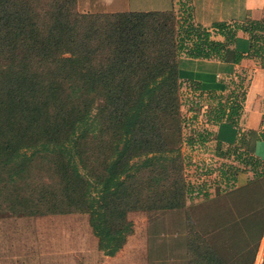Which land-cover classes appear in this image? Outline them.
I'll use <instances>...</instances> for the list:
<instances>
[{
	"label": "trees",
	"instance_id": "1",
	"mask_svg": "<svg viewBox=\"0 0 264 264\" xmlns=\"http://www.w3.org/2000/svg\"><path fill=\"white\" fill-rule=\"evenodd\" d=\"M175 17L172 8L79 12L75 0H0V213H86L97 249L113 255L132 231L128 212L184 204L192 185L180 172L178 58L223 61L229 51L237 62L236 30L264 39V15L210 27L194 23L188 8ZM237 83L239 100L229 91L203 109L205 122L236 126ZM251 135L228 146L241 162L225 166L232 184L252 175L241 192L258 178ZM255 192L235 202L228 256L189 230L186 264H253L264 227V193Z\"/></svg>",
	"mask_w": 264,
	"mask_h": 264
},
{
	"label": "rangeland",
	"instance_id": "2",
	"mask_svg": "<svg viewBox=\"0 0 264 264\" xmlns=\"http://www.w3.org/2000/svg\"><path fill=\"white\" fill-rule=\"evenodd\" d=\"M171 8L178 21L185 18L186 1L176 0ZM240 90L236 88L235 100H239ZM178 92L180 172L183 180L192 185L182 206L128 212L132 231L113 255L97 249L86 213L13 215L3 212L0 213V264H186L185 234L189 230L201 233L221 255L228 256L225 240L231 238V232L227 221L238 203H235L236 193L230 194L236 183L232 184L230 170L225 166H239L241 162L228 148L219 161L205 156L210 136L206 133L203 139L200 135L208 130L203 109L209 110L224 96L188 90L182 85ZM222 167L227 170L218 174ZM209 168H212L211 174ZM41 174L47 177L46 173ZM246 174L247 180L252 178L251 173ZM258 181L263 188L264 176L254 180L251 186ZM263 261L264 229L253 264H263Z\"/></svg>",
	"mask_w": 264,
	"mask_h": 264
},
{
	"label": "crops",
	"instance_id": "3",
	"mask_svg": "<svg viewBox=\"0 0 264 264\" xmlns=\"http://www.w3.org/2000/svg\"><path fill=\"white\" fill-rule=\"evenodd\" d=\"M175 1L75 0V7L81 12L164 10L171 8ZM184 1H186L191 20L204 27H210V24L215 21L239 22L246 17L258 19L264 15V0ZM235 35V48L243 52L242 57L237 62L230 60L231 53L229 51L226 52L227 60L223 61L214 57L199 58L180 55L177 66L178 82L179 85L186 86L188 90L213 91L224 95L229 91L235 92L238 80L242 79L244 95L239 101L240 107L236 115L237 124L235 126L225 121L205 122V126L211 134L206 142L204 155L219 161L238 134L250 130L252 135L248 139V150L258 158L256 166V173L258 174L256 180H258L264 176V138H256L259 132H264V39L248 37L240 29L236 30ZM210 37L222 39L221 35L213 32H211ZM230 101L231 99H228L226 102L230 103ZM209 170L211 174L212 168ZM246 175V173H239L236 184L230 191V194L236 193V197H234L236 200L240 197L244 200L254 197L257 194L255 190L264 193V187H261L260 181L251 186L252 181L247 192H241L240 186L246 182ZM184 182L189 183L186 180ZM263 199L264 196L260 201Z\"/></svg>",
	"mask_w": 264,
	"mask_h": 264
}]
</instances>
